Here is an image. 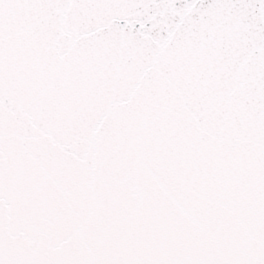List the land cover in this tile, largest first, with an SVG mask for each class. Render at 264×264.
Listing matches in <instances>:
<instances>
[{"label": "snow or ice", "instance_id": "6c2138e0", "mask_svg": "<svg viewBox=\"0 0 264 264\" xmlns=\"http://www.w3.org/2000/svg\"><path fill=\"white\" fill-rule=\"evenodd\" d=\"M0 264H264V0H0Z\"/></svg>", "mask_w": 264, "mask_h": 264}]
</instances>
